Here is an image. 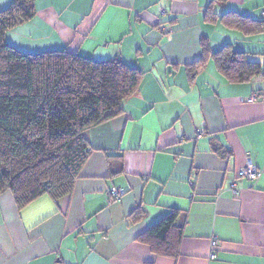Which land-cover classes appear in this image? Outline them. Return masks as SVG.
Listing matches in <instances>:
<instances>
[{
    "label": "crops",
    "instance_id": "obj_1",
    "mask_svg": "<svg viewBox=\"0 0 264 264\" xmlns=\"http://www.w3.org/2000/svg\"><path fill=\"white\" fill-rule=\"evenodd\" d=\"M210 2L35 0L34 17L6 32L26 52L119 57L144 73L124 111L87 130V160L70 194L18 209L0 193V264H264V79L229 83L212 60L192 82L185 70L201 57L202 37L212 50L230 43L264 64V31L245 37L207 22ZM213 11L264 21V0H215ZM213 138L227 153L213 150ZM247 160L259 178L237 176ZM136 208L144 215L131 222ZM172 209L179 253L157 256L137 236Z\"/></svg>",
    "mask_w": 264,
    "mask_h": 264
},
{
    "label": "trees",
    "instance_id": "obj_2",
    "mask_svg": "<svg viewBox=\"0 0 264 264\" xmlns=\"http://www.w3.org/2000/svg\"><path fill=\"white\" fill-rule=\"evenodd\" d=\"M34 1L11 0L0 9V193L9 191L18 209L43 194L54 200L70 194L87 160V130L122 113L144 73L119 57L93 59L67 49L26 52L11 45L6 32L34 17ZM214 1L205 11L207 22L218 20L245 37L263 33V20L235 11L217 15ZM200 47L201 57L185 66L189 82L209 60L229 83L264 79V64L232 44L212 50L202 37ZM211 145L227 153L214 138ZM143 215L134 209L131 222ZM178 215L169 210L137 240L157 256L176 257L182 237Z\"/></svg>",
    "mask_w": 264,
    "mask_h": 264
},
{
    "label": "built area",
    "instance_id": "obj_3",
    "mask_svg": "<svg viewBox=\"0 0 264 264\" xmlns=\"http://www.w3.org/2000/svg\"><path fill=\"white\" fill-rule=\"evenodd\" d=\"M262 14H264V11L262 12ZM256 97H257L256 95H252L250 98H247V101L248 102L255 101ZM260 175H261V171L250 160H247L246 164L237 170V176L239 178H245L248 180H255L259 178ZM230 189L233 195L237 196L239 194V189L235 181L230 182ZM109 194L111 199H119L123 194V191L114 187L110 189ZM211 257L213 256L211 255Z\"/></svg>",
    "mask_w": 264,
    "mask_h": 264
},
{
    "label": "rangeland",
    "instance_id": "obj_4",
    "mask_svg": "<svg viewBox=\"0 0 264 264\" xmlns=\"http://www.w3.org/2000/svg\"><path fill=\"white\" fill-rule=\"evenodd\" d=\"M8 1L9 0H0V9H2V8H4V7H6L8 4H6V3H8ZM19 38H21L24 42H34L33 40H31V39H28V38H24V37H21V36H19ZM25 47L27 48V46L25 45ZM28 49V48H27ZM39 51V50H38Z\"/></svg>",
    "mask_w": 264,
    "mask_h": 264
}]
</instances>
